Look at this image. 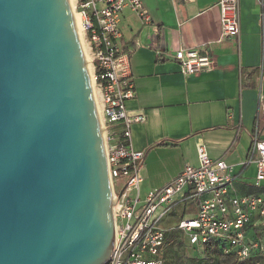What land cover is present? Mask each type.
I'll return each mask as SVG.
<instances>
[{
	"label": "water",
	"instance_id": "obj_1",
	"mask_svg": "<svg viewBox=\"0 0 264 264\" xmlns=\"http://www.w3.org/2000/svg\"><path fill=\"white\" fill-rule=\"evenodd\" d=\"M112 196L68 0H0V264H108Z\"/></svg>",
	"mask_w": 264,
	"mask_h": 264
},
{
	"label": "crops",
	"instance_id": "obj_2",
	"mask_svg": "<svg viewBox=\"0 0 264 264\" xmlns=\"http://www.w3.org/2000/svg\"><path fill=\"white\" fill-rule=\"evenodd\" d=\"M141 3L148 23L128 8L118 22L134 86L126 109L144 117L131 128L132 147L144 154L141 194L163 188L185 165L196 166L197 145L232 167V196L264 191L256 165L248 163L257 109L264 105V16L256 0H238L237 38L222 36L218 0ZM202 48L209 49L214 67L182 75L171 55ZM257 135L264 140V121ZM194 214L192 205L180 203L163 226L169 229L180 217ZM252 218L247 233L264 243V217Z\"/></svg>",
	"mask_w": 264,
	"mask_h": 264
},
{
	"label": "built area",
	"instance_id": "obj_3",
	"mask_svg": "<svg viewBox=\"0 0 264 264\" xmlns=\"http://www.w3.org/2000/svg\"><path fill=\"white\" fill-rule=\"evenodd\" d=\"M260 17L264 0H256ZM223 37L239 35L238 0H218ZM128 8L144 22L149 18L141 0H73L71 9L79 22L99 123L103 132L108 178L112 196L114 247L108 264H163L167 231H180L189 246L202 251L212 241L224 244L238 261L264 252V243L251 238L247 228L252 216L264 217V191L242 197L230 193L232 167L212 159L204 145L195 148L197 165H185L179 175L161 189L142 195L141 164L144 154L132 147V125L142 115L131 116L126 102L134 97L130 57L120 47L121 12ZM184 76L210 70L214 59L208 48L179 49L171 57ZM264 121V105L255 118V134L248 163L256 165V180H264V140L257 132ZM120 135H114V126ZM254 157V159H253ZM187 202L195 214L180 217L169 229L163 223L180 203Z\"/></svg>",
	"mask_w": 264,
	"mask_h": 264
},
{
	"label": "trees",
	"instance_id": "obj_4",
	"mask_svg": "<svg viewBox=\"0 0 264 264\" xmlns=\"http://www.w3.org/2000/svg\"><path fill=\"white\" fill-rule=\"evenodd\" d=\"M114 135H120V126L113 127ZM225 245L212 241L204 246L202 251L187 244L184 235L178 230L167 231L162 258L163 264H264V252L254 253L246 261H238L233 252H224ZM185 251L190 252L186 256Z\"/></svg>",
	"mask_w": 264,
	"mask_h": 264
},
{
	"label": "bare ground",
	"instance_id": "obj_5",
	"mask_svg": "<svg viewBox=\"0 0 264 264\" xmlns=\"http://www.w3.org/2000/svg\"><path fill=\"white\" fill-rule=\"evenodd\" d=\"M68 1H69V4H70V5L73 4V0H68ZM73 16H74V22H75L76 31H77V34H78L79 39H80V41H81V47H82V50H83V53H84V56H85L86 63H87V65H88V62H89V60H88V54H87V52L85 51L84 46H83V43H82V38H81V32H80V28H79L78 18H77L76 15H73ZM89 72H90V70H89ZM90 81H91V85H93V80H92L91 77H90ZM93 93H94V92H93ZM94 94H95V93H94ZM95 96H96V94H95Z\"/></svg>",
	"mask_w": 264,
	"mask_h": 264
},
{
	"label": "rangeland",
	"instance_id": "obj_6",
	"mask_svg": "<svg viewBox=\"0 0 264 264\" xmlns=\"http://www.w3.org/2000/svg\"><path fill=\"white\" fill-rule=\"evenodd\" d=\"M83 46H84V49H85V51H86V47H85L84 44H83ZM86 52H87V51H86ZM174 221H175V219H174L173 221L171 220L170 222H174ZM184 253H185L186 256H188V257L190 256V252L184 250Z\"/></svg>",
	"mask_w": 264,
	"mask_h": 264
}]
</instances>
